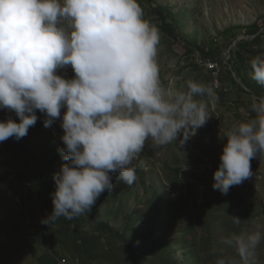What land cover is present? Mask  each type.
<instances>
[{
  "label": "rangeland",
  "instance_id": "rangeland-1",
  "mask_svg": "<svg viewBox=\"0 0 264 264\" xmlns=\"http://www.w3.org/2000/svg\"><path fill=\"white\" fill-rule=\"evenodd\" d=\"M138 3L160 33L156 59L162 84L182 88L191 79L212 85L218 100L208 104L210 117L182 145L179 133L174 145L146 140L130 165L137 176L132 185L118 172L110 173L112 191L101 194L92 207L115 230L110 233L91 211L70 220L60 217L50 226L41 223L52 211L53 193L32 172L38 168L55 185L53 174L67 161L62 159L61 120L44 127V114L35 110L38 119L25 136L27 149L22 139L0 142V264H215L221 257L226 264H243L221 238L241 231L264 234V153L252 159L253 175L227 195L212 188L226 143L220 134L253 116L250 105L256 97L241 92L240 79L239 86L233 85L221 63L237 52L238 44L253 39L247 28L264 27V0ZM261 33V43L242 51V63L247 79L264 89L251 78L250 67L253 58L264 57V29ZM208 63L217 64L218 71L211 72ZM58 75L75 76L71 66ZM8 118L19 122L13 111L0 108V121ZM29 172L31 178L25 176ZM230 216L241 224H233ZM256 264H264V239Z\"/></svg>",
  "mask_w": 264,
  "mask_h": 264
},
{
  "label": "clouds",
  "instance_id": "clouds-1",
  "mask_svg": "<svg viewBox=\"0 0 264 264\" xmlns=\"http://www.w3.org/2000/svg\"><path fill=\"white\" fill-rule=\"evenodd\" d=\"M159 43V30L138 0H0V108L19 118L0 121V142L25 137L37 122L35 110L44 114V127L59 118L63 130L67 163L53 174V208L42 224L90 212L112 191L110 173L132 185L137 176L130 165L149 138L174 145L179 133L182 145L206 124L208 104L218 100L214 87L191 79L182 88L164 86ZM66 66L74 78L56 74ZM250 67L251 78L264 86V57ZM250 111L248 120L220 134L226 143L212 188L224 195L253 175L251 161L264 153V96L253 97ZM262 239L259 230L241 231L220 242L243 264H256Z\"/></svg>",
  "mask_w": 264,
  "mask_h": 264
},
{
  "label": "trees",
  "instance_id": "trees-1",
  "mask_svg": "<svg viewBox=\"0 0 264 264\" xmlns=\"http://www.w3.org/2000/svg\"><path fill=\"white\" fill-rule=\"evenodd\" d=\"M149 2L152 4L153 0H149ZM153 10L155 11L156 14H158L159 17H161L162 19L164 18V14L162 13V11H160L157 8H153ZM263 29L264 27L261 28L257 24H254L250 28H247L248 37H253V39L251 41L238 44L237 47L235 48L237 49V52H234L232 50L229 55L228 62L224 64L222 61L221 63L222 68L224 69L225 73H227V75L230 77V81L232 82V84L235 86H239L237 82H238V79H240L241 85L243 86V89L241 90V92L248 96L250 95H255L256 97L264 96V89L260 86H257V84H253L245 76V67L243 66V63H242V56H243L242 51L248 50V48L253 47L255 44H259L262 42L263 33H261V31ZM252 114L254 115V113ZM21 139H22L24 148L27 149L28 144L26 142L25 137ZM28 155L30 156L31 160H33L30 152H28ZM32 173L35 174L38 177V179H42L50 187L51 193H54L55 185L50 183L47 180V178L39 172L38 168H35V170ZM32 173L29 172L25 176H27L28 178H31V176L33 175ZM91 214L95 218L97 223L101 227H103L106 231L110 233H115V230H113L109 225L105 224L101 216L96 211H94L92 208H91Z\"/></svg>",
  "mask_w": 264,
  "mask_h": 264
},
{
  "label": "built area",
  "instance_id": "built-area-1",
  "mask_svg": "<svg viewBox=\"0 0 264 264\" xmlns=\"http://www.w3.org/2000/svg\"><path fill=\"white\" fill-rule=\"evenodd\" d=\"M207 67H209V69H210V71L211 72H216V71H218V68H219V66L217 65V64H210V63H208V65H207ZM58 71H59V69L57 70V73L56 74H58ZM219 72H220V69H219ZM64 111H65V109L64 108H62V113H64ZM63 115V114H62ZM61 115V116H62ZM63 263H64V261H62Z\"/></svg>",
  "mask_w": 264,
  "mask_h": 264
}]
</instances>
